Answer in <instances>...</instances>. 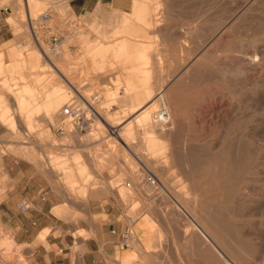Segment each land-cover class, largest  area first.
Segmentation results:
<instances>
[{
	"label": "rangeland",
	"instance_id": "obj_1",
	"mask_svg": "<svg viewBox=\"0 0 264 264\" xmlns=\"http://www.w3.org/2000/svg\"><path fill=\"white\" fill-rule=\"evenodd\" d=\"M71 1L42 0L40 11L30 14L49 16L42 27L33 24L39 50L30 41L24 2L0 0V13L5 6L11 10L0 22L9 33L0 54L13 50L0 59V122L6 130L0 137V186L9 181L3 175L5 154L24 159L38 154L43 166L59 174L57 185L73 197L87 196L75 192L77 179L88 186L94 180L89 173L110 170L124 212L148 237L143 248L126 257L135 260L131 264H209L214 252L222 264H264V60L244 65L252 53H264V0H168L167 8L160 0H138L129 13L100 17L77 14ZM117 44L134 50L133 59L138 51H149L151 64L141 71L154 87L145 108L168 107L173 128L150 123L134 127L130 140L121 136L137 115L124 104L125 85L111 55ZM56 45L48 60L40 57L38 52ZM197 61L203 67L193 69ZM237 68L245 74L230 75ZM217 70L225 72L223 81ZM56 73L66 76L68 95L45 117L43 103L60 98L51 94L62 83ZM41 75L48 79L36 87ZM70 83L85 97L100 94L98 116L90 128L67 126L60 136L55 131L59 111L75 93ZM25 84L33 89L31 97L15 108V94ZM118 122L122 125L115 130ZM151 129L162 155L146 150L144 137ZM147 174L155 185L141 181ZM6 240L0 237V243ZM24 263L16 251L0 246V264Z\"/></svg>",
	"mask_w": 264,
	"mask_h": 264
},
{
	"label": "crops",
	"instance_id": "obj_2",
	"mask_svg": "<svg viewBox=\"0 0 264 264\" xmlns=\"http://www.w3.org/2000/svg\"><path fill=\"white\" fill-rule=\"evenodd\" d=\"M135 1L72 0L70 5L77 14L100 17L129 13ZM3 28L0 25V43L9 37ZM5 131L0 122V137ZM28 157H1L9 181L0 186V237H8L10 251H16L24 264H131L126 257L143 248L148 237L137 228L138 220H129L124 212L120 186H111V171L89 173L94 180L88 186L77 179L75 192L87 196L73 197L68 188L57 185L59 174L43 166L38 154ZM128 232L134 236L125 248L123 235Z\"/></svg>",
	"mask_w": 264,
	"mask_h": 264
},
{
	"label": "bare ground",
	"instance_id": "obj_3",
	"mask_svg": "<svg viewBox=\"0 0 264 264\" xmlns=\"http://www.w3.org/2000/svg\"><path fill=\"white\" fill-rule=\"evenodd\" d=\"M40 1L42 0H26L27 2V5H25V9H26V6H27V10L30 14L35 15L38 13V10L41 8V3ZM162 2V5L163 7L167 8V5L166 3L168 2V0H160ZM158 2V1H157ZM142 3H145V1H143ZM138 4H141V2H137L135 3V6H137ZM157 4V3H156ZM10 5V4H9ZM12 5V4H11ZM257 7V6H256ZM20 8V7H19ZM21 9H23V7H21ZM20 9V10H21ZM11 11V10H10ZM40 11V10H39ZM24 12V11H23ZM11 13V12H10ZM8 13V15L10 16L11 14ZM31 16V15H30ZM9 18V17H8ZM146 23V26L147 27H151V22L149 21H145ZM153 27V26H152ZM144 31V30H143ZM147 42V41H146ZM233 45H236V44H233ZM239 46V45H238ZM56 49H53V50H43L44 52H38L41 56L40 57H43L45 58V60H48L47 59V55L48 54H54L56 53L57 49H59L58 45L55 46ZM234 47V46H233ZM133 48V47H132ZM147 48V46H146ZM42 49V48H41ZM114 56V61L116 64L119 65V69H118V72H119V80L122 81L121 79H123V85H125V93H126V96L124 97V104L130 106V111L137 115L135 116L134 118V122L132 123L131 121L128 122L126 125H124L123 127L125 128L124 129V132L123 134L124 135H121V136H125L127 139H131L133 136H135V132H134V127H139V126H147L149 127L150 123L151 124H156L157 126H160V125H171V127L174 125L171 121V112L170 110H168V107H161V109L159 110H155V107H152V105L148 106L147 108L146 105H148L149 103L152 102L153 100V85L150 84V83H145L144 82V77H143V72L141 71L142 68H144L145 66L151 64V55L149 54V51H146V50H140L137 52L136 54V59H133L132 58V51L130 49V47L127 45V44H124L123 46H118L115 45L114 47L111 48ZM262 50V49H261ZM36 52V51H35ZM13 53V50H9L8 53H3V54H0V59H3L4 57L8 59V56H10L11 54ZM19 53V52H18ZM37 53V52H36ZM101 53V52H100ZM102 53H105V54H109V49L108 50H104ZM23 54V53H22ZM264 53H262L261 51H256L254 53H252V55L248 56L247 60H245L244 62L246 64V67H250L254 64V61L257 60V61H262L264 60ZM25 56V54H23ZM100 55V54H99ZM104 54H102L101 56L99 57H103ZM34 58L37 59L38 56L33 54ZM104 58V57H103ZM158 58V57H157ZM6 60V59H5ZM24 60V58H23ZM100 60V58H99ZM159 60V59H158ZM207 60V59H206ZM1 61V60H0ZM25 61H26V65H28V62L25 58ZM161 61V60H160ZM3 62V61H2ZM1 64V62H0ZM208 64V63H207ZM243 64V63H242ZM48 65V68L53 70L55 69V67L53 66V64L49 61V63L47 64ZM111 65H113V63H111ZM182 65V64H181ZM210 65H212V63H210ZM169 66V65H168ZM255 66H256V63H255ZM2 67V66H1ZM42 67V66H41ZM45 67V65L43 66V68ZM115 67V66H113ZM181 67V66H180ZM203 65H202V62L201 61H197L194 65H193V69H198V68H202ZM205 67V66H204ZM40 68V66H39ZM4 69V68H3ZM35 69V68H34ZM99 69L101 70L102 67L100 68L99 66ZM171 69V67L169 68ZM116 70V68H115ZM153 70V69H151ZM172 70V69H171ZM231 70V69H230ZM234 70V69H233ZM56 71V69H55ZM54 71V72H55ZM205 71V70H204ZM208 71V70H207ZM244 70H241L239 68H237L236 70H234L232 73H230V75L232 76H235L236 74L238 73H241L243 74ZM247 71V70H246ZM103 72V71H101ZM219 72V73H218ZM221 72V73H220ZM145 73H149V70L148 71H145ZM217 73L219 74V79H221L223 81L224 77H226V74L225 72H222L217 70ZM216 73V74H217ZM7 74V73H6ZM59 75V77L61 78L62 80V83L61 84H58L56 86H54L53 89H51L50 91L52 92L51 94H55V93H59L58 96H60V98L56 99V101L54 102H50L48 100H46L42 107H43V110L45 113V117L46 116H49L52 112V110H58L59 109V105L61 104V102L64 100L65 97H67V89H69L66 85L68 81L67 79L65 78L66 76L64 75H61L60 73H56ZM245 74V73H244ZM216 76V75H215ZM48 79V75H41L38 80L36 81V87H39L40 85H42L43 83H45ZM115 80V78H114ZM69 83V82H68ZM122 84V83H121ZM223 84V83H222ZM71 87H72V90L70 89L71 93L74 91V92H77L78 90L76 89V84L74 83L71 84ZM13 86V85H11ZM11 89V88H10ZM32 91L33 89L28 86L27 84L25 85H22V87L18 90V92L15 94V97L13 99V107L15 108H19V107H22L26 102L27 100L31 97V94H32ZM113 91V90H112ZM163 93V92H162ZM42 95V94H41ZM49 93L45 94L44 98H48L49 97ZM62 96V97H61ZM139 97H142L143 100H144V103H142L140 100H139ZM161 97H164L163 94H161ZM43 99V98H42ZM44 100V99H43ZM39 104V103H38ZM125 105V106H126ZM167 106V105H166ZM122 107V106H121ZM2 110V109H1ZM4 110V109H3ZM102 121V120H101ZM121 122H118L116 125H115V130L118 128H116L117 125H122L120 124ZM4 124V123H3ZM5 125V124H4ZM173 128V127H172ZM30 129V128H29ZM114 130V132H115ZM148 131V132H147ZM145 135L146 137H144V141H145V145H146V150L148 152H153L155 155H162L165 153L164 149L163 148H160V142L159 140H156V137L154 135L151 130H147ZM163 130H160L159 132H162ZM118 135V134H117ZM134 141V139H132ZM126 145V144H124ZM133 145V144H132ZM144 145V147H145ZM129 151H130V148H128ZM130 153L132 154V152L130 151ZM209 155V154H208ZM154 157V156H153ZM150 185V184H148ZM152 186V185H150ZM150 188V187H149ZM151 189V188H150ZM184 232V230H183ZM219 235V234H218ZM212 241V240H211ZM223 241V240H222ZM207 242V241H206ZM209 242V241H208ZM158 244V243H157ZM214 244V243H213ZM212 245V244H211ZM0 246L3 247V249L7 252V251H10L11 250V247L13 246V244L9 241V240H6V241H3L2 243H0ZM152 246V245H151ZM218 246V245H217ZM219 247V246H218ZM211 248V246H210ZM215 248V247H214ZM220 249V248H219ZM222 249V248H221ZM218 250V249H217ZM221 251V250H220ZM223 251V250H222ZM215 254L214 255H211V256H214V259L212 257H210V262L209 264H212V261L214 262L213 264H222L220 261V258L221 256H218L216 252H214ZM222 253V252H221ZM4 254V253H3ZM213 254V253H212ZM227 254V253H226ZM153 255V254H152ZM203 255V254H202ZM207 255V254H206ZM210 255V254H209ZM224 257V256H223ZM228 257V256H226ZM204 258V257H203ZM206 258V257H205ZM130 259V260H129ZM129 262H132L134 259L132 257H129L128 258ZM127 260V261H128ZM227 260V259H226ZM135 261V260H134ZM224 261V260H223ZM225 262V261H224ZM223 262V264H224ZM227 263V262H225ZM231 264V263H230Z\"/></svg>",
	"mask_w": 264,
	"mask_h": 264
},
{
	"label": "built area",
	"instance_id": "obj_4",
	"mask_svg": "<svg viewBox=\"0 0 264 264\" xmlns=\"http://www.w3.org/2000/svg\"><path fill=\"white\" fill-rule=\"evenodd\" d=\"M16 1V0H13ZM24 2V6L27 5L26 0H22ZM10 8L8 6H5L2 8L0 13V21L3 20V14L10 13ZM26 14V22L29 29V35H30V41L31 44L36 49H41V44L39 43V38L37 35V32H35V28L33 27V24H39L41 27L43 26V19H47L48 21V15H39L35 18H32L30 16V13L27 10H25ZM44 14V13H43ZM48 33H50V29L48 28ZM54 37H49V42L52 45L55 43L52 42ZM48 42V41H47ZM54 48V47H53ZM160 97V96H159ZM100 94H90L88 97H85V95L81 94L80 92H75L71 98L63 105L61 110L59 111V119L55 128L56 133L58 135L62 136L65 135L67 131V126L71 127L72 130L76 131H84V129L90 128L92 126V118L96 115L98 116V112L96 110V105L100 101ZM144 177V178H143ZM141 181H145L146 183L150 185H155V179L153 176L143 175ZM126 186L129 187V183H126ZM26 209L25 205L20 206V210L24 211ZM132 235L131 232L125 233L123 235V247H128L129 245V237Z\"/></svg>",
	"mask_w": 264,
	"mask_h": 264
}]
</instances>
